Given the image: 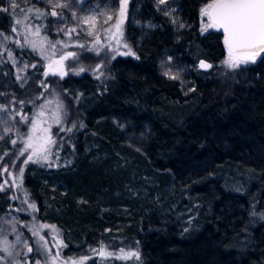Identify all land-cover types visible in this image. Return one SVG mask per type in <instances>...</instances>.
I'll return each instance as SVG.
<instances>
[{"label": "trees", "instance_id": "1", "mask_svg": "<svg viewBox=\"0 0 264 264\" xmlns=\"http://www.w3.org/2000/svg\"><path fill=\"white\" fill-rule=\"evenodd\" d=\"M208 2L128 0L132 53L103 77L43 80L41 54L12 46L38 64L22 87L0 52V100L25 104L44 88L72 125L51 164H25L18 191L0 181V217L15 207L22 222L40 221L59 264H264V54L223 72L222 34L200 33ZM19 17L44 33L52 18L42 0ZM133 180L151 184L147 200L127 193Z\"/></svg>", "mask_w": 264, "mask_h": 264}, {"label": "rangeland", "instance_id": "2", "mask_svg": "<svg viewBox=\"0 0 264 264\" xmlns=\"http://www.w3.org/2000/svg\"><path fill=\"white\" fill-rule=\"evenodd\" d=\"M31 1L0 0V7L4 2V9L13 20L7 33L0 32V52L7 60L3 63L20 86L26 85L28 73L38 64L15 56L12 46L30 47L38 51L41 54L39 66L43 71L42 79L52 80L56 84L69 74L79 76L88 73L103 77L114 58L132 53L125 34L128 0H42L48 15L52 16L46 33L27 26L19 17V11ZM208 3L199 7L201 34L216 30L206 28L207 17L202 15V9ZM228 60L229 51L225 48L224 57L218 63L223 72L246 65L230 68L225 63ZM43 91L44 88L25 104L0 100V141L7 139L10 142L4 152L0 181L4 185L7 181L13 191L20 188V175L26 163L41 166L53 162L52 156L59 149L58 142L65 139L72 126L66 123L60 96ZM30 156L32 159H29ZM145 181L147 183L135 180L127 193L133 197L145 193L142 199L147 200L151 193L144 188L146 185L149 189L151 184ZM18 203L28 213L21 195ZM14 209L0 217V264H59L53 251L56 235L44 234L41 222L32 217L22 222ZM25 230L27 233H24Z\"/></svg>", "mask_w": 264, "mask_h": 264}, {"label": "snow or ice", "instance_id": "3", "mask_svg": "<svg viewBox=\"0 0 264 264\" xmlns=\"http://www.w3.org/2000/svg\"><path fill=\"white\" fill-rule=\"evenodd\" d=\"M52 14L56 15L55 12ZM202 15L207 17L206 28L223 31L224 43L229 51V60L225 63L230 68L255 62L256 57L264 53V0H213L202 9ZM201 67L207 68L210 65L202 62Z\"/></svg>", "mask_w": 264, "mask_h": 264}, {"label": "water", "instance_id": "4", "mask_svg": "<svg viewBox=\"0 0 264 264\" xmlns=\"http://www.w3.org/2000/svg\"><path fill=\"white\" fill-rule=\"evenodd\" d=\"M221 34H222V37H223V41H224V34H223V31L222 30H218ZM225 44V43H224ZM225 48H226V50H228V48H227V46L225 45ZM264 53H260L257 57H256V59H258V58H260L262 55H263ZM204 63L205 65H210L211 66V63L210 62H208V61H206V60H204V59H199L198 61H197V68H198V70H201V71H206V70H208L210 67H207V68H203V67H201V63Z\"/></svg>", "mask_w": 264, "mask_h": 264}]
</instances>
